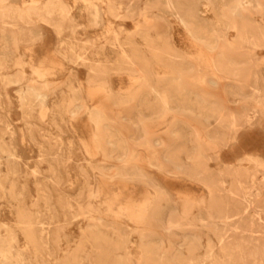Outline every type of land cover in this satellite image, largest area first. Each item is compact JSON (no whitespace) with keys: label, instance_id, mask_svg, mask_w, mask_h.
Instances as JSON below:
<instances>
[{"label":"rangeland","instance_id":"374dc122","mask_svg":"<svg viewBox=\"0 0 264 264\" xmlns=\"http://www.w3.org/2000/svg\"><path fill=\"white\" fill-rule=\"evenodd\" d=\"M0 264H264V0H0Z\"/></svg>","mask_w":264,"mask_h":264},{"label":"bare ground","instance_id":"6f19581e","mask_svg":"<svg viewBox=\"0 0 264 264\" xmlns=\"http://www.w3.org/2000/svg\"><path fill=\"white\" fill-rule=\"evenodd\" d=\"M87 1V0H86ZM91 6V5H90ZM92 7V6H91ZM94 109V108H93ZM151 182V181H150ZM190 189V188H189ZM187 191V190H186ZM190 193V192H189ZM186 195H188V194H186Z\"/></svg>","mask_w":264,"mask_h":264}]
</instances>
